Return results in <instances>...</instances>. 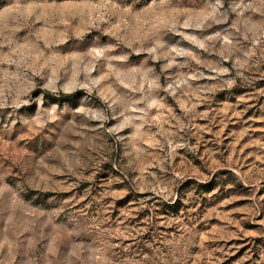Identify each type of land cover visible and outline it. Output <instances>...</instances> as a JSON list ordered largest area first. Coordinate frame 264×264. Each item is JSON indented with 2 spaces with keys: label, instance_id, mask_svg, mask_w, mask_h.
<instances>
[{
  "label": "clouds",
  "instance_id": "obj_1",
  "mask_svg": "<svg viewBox=\"0 0 264 264\" xmlns=\"http://www.w3.org/2000/svg\"><path fill=\"white\" fill-rule=\"evenodd\" d=\"M262 100L264 0H0V264H264Z\"/></svg>",
  "mask_w": 264,
  "mask_h": 264
},
{
  "label": "rangeland",
  "instance_id": "obj_2",
  "mask_svg": "<svg viewBox=\"0 0 264 264\" xmlns=\"http://www.w3.org/2000/svg\"><path fill=\"white\" fill-rule=\"evenodd\" d=\"M261 103H264V100L261 101ZM249 116L252 115H259V113L255 109H251L248 113Z\"/></svg>",
  "mask_w": 264,
  "mask_h": 264
}]
</instances>
